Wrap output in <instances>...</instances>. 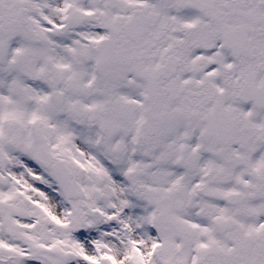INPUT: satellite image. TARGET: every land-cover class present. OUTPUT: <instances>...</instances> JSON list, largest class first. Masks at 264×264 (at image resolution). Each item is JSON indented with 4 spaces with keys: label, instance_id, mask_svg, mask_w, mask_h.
Instances as JSON below:
<instances>
[{
    "label": "snow or ice",
    "instance_id": "6c2138e0",
    "mask_svg": "<svg viewBox=\"0 0 264 264\" xmlns=\"http://www.w3.org/2000/svg\"><path fill=\"white\" fill-rule=\"evenodd\" d=\"M0 264H264V0H0Z\"/></svg>",
    "mask_w": 264,
    "mask_h": 264
}]
</instances>
